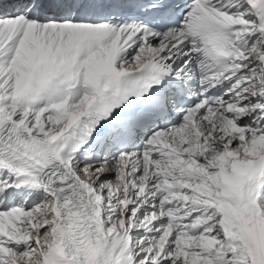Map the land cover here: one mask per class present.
Instances as JSON below:
<instances>
[{
  "label": "snow or ice",
  "instance_id": "obj_1",
  "mask_svg": "<svg viewBox=\"0 0 264 264\" xmlns=\"http://www.w3.org/2000/svg\"><path fill=\"white\" fill-rule=\"evenodd\" d=\"M0 264H264V0H0Z\"/></svg>",
  "mask_w": 264,
  "mask_h": 264
}]
</instances>
